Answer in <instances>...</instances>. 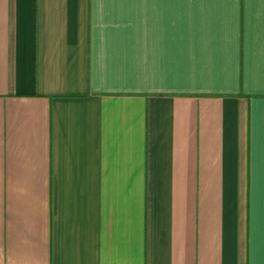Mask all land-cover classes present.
I'll return each mask as SVG.
<instances>
[{"label": "crops", "instance_id": "1", "mask_svg": "<svg viewBox=\"0 0 264 264\" xmlns=\"http://www.w3.org/2000/svg\"><path fill=\"white\" fill-rule=\"evenodd\" d=\"M0 264H264V0H0Z\"/></svg>", "mask_w": 264, "mask_h": 264}, {"label": "rangeland", "instance_id": "2", "mask_svg": "<svg viewBox=\"0 0 264 264\" xmlns=\"http://www.w3.org/2000/svg\"><path fill=\"white\" fill-rule=\"evenodd\" d=\"M179 3H203V4H219L225 0H177ZM229 1V0H227Z\"/></svg>", "mask_w": 264, "mask_h": 264}]
</instances>
